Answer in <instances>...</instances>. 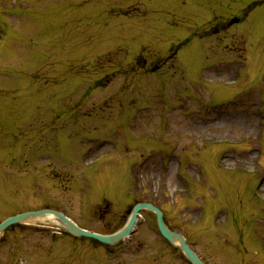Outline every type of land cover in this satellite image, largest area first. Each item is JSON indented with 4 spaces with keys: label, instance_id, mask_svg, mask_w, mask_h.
Returning a JSON list of instances; mask_svg holds the SVG:
<instances>
[{
    "label": "rangeland",
    "instance_id": "obj_1",
    "mask_svg": "<svg viewBox=\"0 0 264 264\" xmlns=\"http://www.w3.org/2000/svg\"><path fill=\"white\" fill-rule=\"evenodd\" d=\"M263 187L264 0H0V223L152 202L206 264H264ZM37 224L0 264H189L146 211L110 247Z\"/></svg>",
    "mask_w": 264,
    "mask_h": 264
},
{
    "label": "water",
    "instance_id": "obj_2",
    "mask_svg": "<svg viewBox=\"0 0 264 264\" xmlns=\"http://www.w3.org/2000/svg\"><path fill=\"white\" fill-rule=\"evenodd\" d=\"M143 209H149L153 212H155L158 216V224L159 228L161 230V233L166 237L170 242H172L175 246L180 248L181 250L185 251L188 258L192 262V264H202V262L196 257V255L189 249V247L186 244L185 239L170 231L168 227L166 226L163 214L158 209L153 207L149 204H140L137 205L132 212L131 218L127 225L122 229L119 233L105 236V235H99V234H93L90 232L83 231L79 229L75 224H73L70 220H68L65 216L55 212V211H41V212H31L26 214H21L15 217H12L5 222H3L0 225V238L3 235V233L11 226L22 224V223H32V222H38V220L45 219L47 223H51L54 219V217L58 220V222L63 226V228L69 232L70 234L82 237V238H89L91 240L98 241L102 244L106 245H113L118 243L119 241L125 239L127 236H129L136 224L137 221V215L138 213Z\"/></svg>",
    "mask_w": 264,
    "mask_h": 264
},
{
    "label": "bare ground",
    "instance_id": "obj_3",
    "mask_svg": "<svg viewBox=\"0 0 264 264\" xmlns=\"http://www.w3.org/2000/svg\"><path fill=\"white\" fill-rule=\"evenodd\" d=\"M263 190H264V187H263ZM45 221H46L45 219L38 220V222H42V223H44Z\"/></svg>",
    "mask_w": 264,
    "mask_h": 264
}]
</instances>
